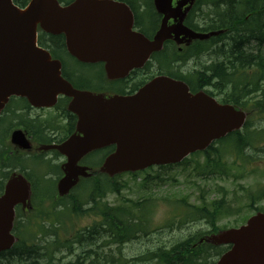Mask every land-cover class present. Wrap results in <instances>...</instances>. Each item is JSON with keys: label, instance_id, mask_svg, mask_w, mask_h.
Wrapping results in <instances>:
<instances>
[{"label": "water", "instance_id": "water-1", "mask_svg": "<svg viewBox=\"0 0 264 264\" xmlns=\"http://www.w3.org/2000/svg\"><path fill=\"white\" fill-rule=\"evenodd\" d=\"M196 0H152L161 16L152 39L134 30L130 8L119 0H30L23 8L0 0V112L10 97L30 105L53 107L58 97L70 99L68 111L76 116V133L60 145L45 146L66 158L57 183L59 197L69 194L80 177L91 176L77 163L85 155L114 147L97 173L109 178L151 167L175 165L214 141L240 130L247 114L221 104L203 91L191 93L186 83L156 76L128 96L77 90L61 75V63L38 47L37 29L62 35L66 51L81 63H102L108 80L123 79L144 67L166 41L188 45L224 31L195 32L183 22ZM172 24L169 25V21ZM23 135H12L15 143ZM23 148L28 149L27 142ZM30 186L12 178L0 196V251L8 249L14 206L29 202ZM229 245L217 264H264V214L251 216L244 225L219 231L205 239Z\"/></svg>", "mask_w": 264, "mask_h": 264}, {"label": "trees", "instance_id": "trees-1", "mask_svg": "<svg viewBox=\"0 0 264 264\" xmlns=\"http://www.w3.org/2000/svg\"><path fill=\"white\" fill-rule=\"evenodd\" d=\"M62 4H68L72 0H58ZM126 3L134 15V27L146 37L150 38L157 28L158 16L153 11L151 0H140L143 2L142 12L139 4L135 0H121ZM14 4L24 7L28 0H13ZM186 26L197 32H215L223 30L224 33L212 37L207 41L197 42L196 47L187 53H178L171 49V43L166 42L164 49L151 56L150 61L143 69L144 77L140 80L132 78L135 83L131 93L142 86L148 80L158 75H166L173 79L182 80L187 83L192 92L211 88L206 91L209 95L220 97V102L230 104L236 108H241L247 112L264 114V0H196L185 21ZM38 43L48 50L53 58L62 62V75L67 78L75 87L76 81L70 76V66L67 62L69 57L64 48L62 36H50L43 33L38 35ZM208 54L210 63L202 67V71L195 72L189 80L173 69H177L178 64H186L191 59ZM72 60L75 64V60ZM69 66V70H67ZM176 66V67H175ZM250 123H245L242 131L230 134L225 139L219 141L230 142L233 150L242 154L244 150L252 148L250 139L254 136L252 132H247ZM258 132V131H257ZM255 132V133H257ZM229 140V141H228ZM231 140V141H230ZM250 146V147H249ZM113 148H107L95 153L98 156L96 165L100 162V156L109 154ZM100 155V156H99ZM202 156V153L193 156ZM219 151L210 147L203 153L207 161L206 166H220ZM186 160L182 163L185 164ZM188 163V161H187ZM186 163V164H187ZM218 163V164H217ZM171 166L150 168L145 172L147 175L140 182L139 187L142 195L136 200H127L124 204L111 206L105 201L110 194L119 195L122 184L119 179L123 176H116L109 179L105 175H94L92 179L83 180L78 188L68 197L59 199L55 218L51 219L43 210L37 216L38 222L50 223L45 230L39 231L40 236H45L52 242L48 246L54 250L62 248L70 249L73 245H80L88 249V244L93 245V251H84L75 255L74 259L64 264H123L118 257L120 254H104L99 250L97 243L99 239H106L107 243L120 246L124 243L147 237L153 230H149L145 225L143 212L155 210V201L152 194L146 190L147 184L160 180L159 171L150 175L153 169L170 168ZM206 170V169H205ZM126 175V174H125ZM137 179L139 173L127 174ZM134 179V180H136ZM85 189L87 201L82 203L75 193L79 187ZM125 187V186H124ZM67 203H62V201ZM34 203V201H33ZM46 203V198L42 199ZM221 204L213 202L211 209L207 205H193L187 212V216L180 223H190L203 221L210 226L209 232H197L189 234L183 240L167 246L159 244L155 251L147 250L144 256L138 261L145 264H205L208 257H218L224 250L215 248L204 243H197L202 237L216 232L219 228L216 225L217 219L222 215L230 213L228 210L222 212ZM87 206L86 209H84ZM51 208V207H50ZM46 209V208H44ZM60 209V210H59ZM69 212L71 215H93L96 217L93 225L82 230L73 232L71 236L58 233L56 224H60V219ZM264 212V211H263ZM61 214V216H60ZM88 244H83L85 242ZM91 243V244H90ZM32 250V249H31ZM213 251V252H211ZM53 255L48 253L46 264H60L53 260ZM30 264H38L39 255H30ZM87 261V262H85ZM85 262V263H84ZM128 261H125L127 264ZM0 264L2 262L0 261Z\"/></svg>", "mask_w": 264, "mask_h": 264}, {"label": "rangeland", "instance_id": "rangeland-1", "mask_svg": "<svg viewBox=\"0 0 264 264\" xmlns=\"http://www.w3.org/2000/svg\"><path fill=\"white\" fill-rule=\"evenodd\" d=\"M135 1L136 5L139 4L140 7L144 5L140 0ZM142 10L141 7L139 11L142 12ZM156 26H159V22ZM171 49L175 51L176 47L172 44ZM68 63L70 67H75V64L70 60H68ZM209 63L208 54H205L198 58L195 57L186 64L175 66L177 69H173V71H177L191 80L195 72L202 71V67ZM82 71L99 72L96 69L88 68L86 70L82 69ZM137 76L138 79L135 81L144 77V73H139ZM93 85L97 87L100 84L93 83ZM206 90L211 91V88H206ZM215 98L220 101L219 95ZM248 123H250L247 127L248 133L264 129V121L258 114L252 113ZM252 140V148L249 146L250 148L244 150L242 154H238L235 149L233 150V144L230 142L214 144L220 155L219 167H212L211 164L207 168V161L201 158L202 156H192L187 158V164H178L159 170L153 169L148 172L150 175H154L156 171H159L160 180L151 182L146 186L147 193L152 194L155 198V210L150 214L144 213L143 216L140 213V216L145 219L147 228L153 231L149 236L127 242L125 246L123 245L120 248L125 252L126 259L129 260L127 264H143L138 260L144 256V252L147 250L155 251L159 244H161L160 246L169 247L177 243L176 241L183 240L189 234L200 231L209 232L211 229L209 224L203 221L199 222L197 220L184 223V225L180 223L185 219L187 212L193 205L204 204L207 205L208 209H211L212 203L218 202V204H221L222 212L226 210L232 212L231 215H222L217 219L216 225L219 229L237 227L255 212L264 211V132L256 133ZM91 167L94 170L98 168V166ZM55 170L50 167L46 173L49 175L45 182L50 191V194L45 195L48 196L45 210H47L46 213L51 219L55 218L54 213L56 214L57 204L60 202L55 190V184L60 173L57 170L55 172ZM146 175V172H141L136 179L133 176L123 174L119 179V183L122 184L120 194H110L105 201L111 206H118L124 204L127 200L138 199L143 194L139 184L142 183V179ZM75 195L80 202L85 203L87 201L86 191L81 186ZM62 203H67V201H62ZM35 207L40 213L43 212V205L35 204ZM84 207L86 209L87 206ZM94 221H96V217L93 215L75 216L65 212V215L60 219V224H56V226L59 228V234L71 236L74 230L78 231L90 227ZM47 225L50 226L47 223L43 230L46 229ZM31 230V227L28 226L25 231L29 238L32 237ZM102 243H107L106 239H99L97 243V247H101L103 253L109 254L115 249L116 245L107 244L104 247L101 246ZM73 259L70 258V260ZM210 259L208 257L205 264H208Z\"/></svg>", "mask_w": 264, "mask_h": 264}, {"label": "flooded vegetation", "instance_id": "flooded-vegetation-1", "mask_svg": "<svg viewBox=\"0 0 264 264\" xmlns=\"http://www.w3.org/2000/svg\"><path fill=\"white\" fill-rule=\"evenodd\" d=\"M176 1L177 0H173V5ZM188 15L189 13L185 16L184 25ZM160 20L161 17H159V24ZM172 22L171 20L169 24H172ZM196 43L197 41H192L188 45L182 44L178 47L176 46L177 52L183 54L191 52V50L197 46ZM73 64L75 63L73 62ZM86 68L92 70L96 69L99 72H83L82 69L86 70ZM69 72L70 76L77 83V87L74 86L77 90L98 93L105 97L133 94L134 92L131 93V89L135 81H133L132 78L137 77V75L141 73L139 71H134L124 79L108 80L104 72L103 64H81L78 62ZM93 83L100 85L96 87ZM69 102V98L61 99L60 97L52 108H37L30 105L29 102L23 98L12 97L8 100L0 112V196L4 193L6 184L12 178L22 176L31 184V197L33 193L34 195L43 197L45 193H43L42 190L47 176L49 175L46 173L49 171L50 167L59 171V179L63 177L62 165L66 162V158L53 151H44L42 148L49 145H60L76 132L77 119L68 111L67 107ZM17 131L23 135V138L14 143L12 141V135ZM25 141L29 146L28 149L23 148V143H25ZM94 153L95 152L85 155L77 164L88 168L89 171L93 173L91 166L95 164ZM81 180L82 178L79 179V182ZM32 182H34V188ZM31 210L32 208L30 206H25L22 203H18L14 207L15 215L11 235L15 238V241L9 249L0 251V261L2 264H30L29 256L31 255L33 257L35 254L39 255L38 264H46L47 241L42 239L32 240L29 238L21 240L17 233V229L23 228L25 225L29 226L30 224L29 222H23L25 225H21L17 220L31 219ZM17 243H19V245L14 247ZM83 244H88V242L86 241ZM125 244L126 243L115 246V249L110 252V254L116 255V249L119 250L118 253L120 257L118 258L120 263L122 261L123 264H125L126 261V254L120 248L123 245L125 246ZM88 246V249L83 250L79 245H73L70 249L64 248L63 250L65 253L58 256L56 254L58 250H53V259L63 262L71 257H75L69 253L76 255L84 251H93L94 246ZM229 248V246L221 247L224 252L229 250ZM99 250L103 251L101 247H99Z\"/></svg>", "mask_w": 264, "mask_h": 264}]
</instances>
